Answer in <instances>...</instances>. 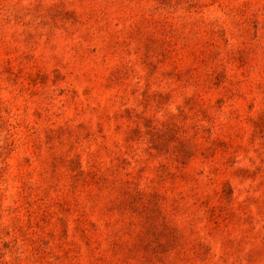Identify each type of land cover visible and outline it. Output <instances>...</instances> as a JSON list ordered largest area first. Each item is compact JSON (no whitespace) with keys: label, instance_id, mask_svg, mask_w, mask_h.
<instances>
[{"label":"rangeland","instance_id":"rangeland-1","mask_svg":"<svg viewBox=\"0 0 264 264\" xmlns=\"http://www.w3.org/2000/svg\"><path fill=\"white\" fill-rule=\"evenodd\" d=\"M0 264H264V0H0Z\"/></svg>","mask_w":264,"mask_h":264}]
</instances>
